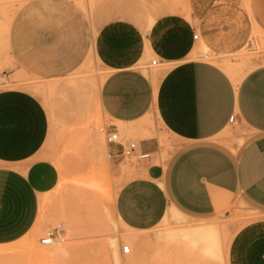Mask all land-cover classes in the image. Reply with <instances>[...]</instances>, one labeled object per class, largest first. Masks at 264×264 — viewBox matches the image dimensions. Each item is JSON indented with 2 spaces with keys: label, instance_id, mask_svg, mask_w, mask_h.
Segmentation results:
<instances>
[{
  "label": "crops",
  "instance_id": "obj_1",
  "mask_svg": "<svg viewBox=\"0 0 264 264\" xmlns=\"http://www.w3.org/2000/svg\"><path fill=\"white\" fill-rule=\"evenodd\" d=\"M249 3L254 24L264 31V0ZM126 6L118 4L112 18L104 19L109 24L97 40L100 57L113 69L100 84L98 101L114 122L144 120L150 133L138 143L150 153L142 158L146 175L163 184L172 209L186 222L175 238L176 250L181 257L185 254L183 264H264V63L255 60L236 83L218 63L191 59L199 38L194 37L195 12L187 17L175 7L168 9V3L155 9L158 13L151 7L131 13ZM85 22L72 4L37 1L16 24L18 54L44 73L69 69L87 49ZM208 38H216L214 31H208ZM151 54L158 56L162 68L145 65V71L135 66ZM153 117L160 126L147 123ZM230 133L245 139L235 151L223 144L233 137ZM166 141L176 152L161 160ZM108 147L112 155L120 150L118 144ZM59 179L57 166L49 160L32 161L24 169L0 166V244L16 241L34 228L41 198ZM234 198L243 199L260 216L224 243L222 225L215 218ZM140 212L135 225L143 232L167 214L153 203ZM202 224L219 226V256L205 253L195 233Z\"/></svg>",
  "mask_w": 264,
  "mask_h": 264
},
{
  "label": "rangeland",
  "instance_id": "obj_2",
  "mask_svg": "<svg viewBox=\"0 0 264 264\" xmlns=\"http://www.w3.org/2000/svg\"><path fill=\"white\" fill-rule=\"evenodd\" d=\"M37 1L41 0H0V166L24 169L32 161L49 160L57 166L60 179L41 198L34 228L16 241L0 244V264H183L185 254L181 257L176 250L175 238L186 222L172 209L163 184L148 179L141 158L110 154L100 131L102 126H117L123 143L139 142L150 133L146 125H122L103 112L98 90L112 68L100 57L97 40L109 24L104 19L112 18L118 4L127 5L131 13H144L149 7L159 11L168 3V9L175 7L184 16L196 13L194 33L199 38L194 48L200 54L192 53L191 59L249 58L264 63L263 57L247 49L252 41L264 50V31L254 25L250 0H62L86 19L88 46L71 68L55 73L32 69L16 49L18 19ZM208 31H214V40L208 38ZM152 59L159 58L151 54L135 66L163 67L152 65ZM148 122L160 126L155 117ZM244 141L242 135H233L223 144L235 151ZM162 145L166 149L161 160L175 154L170 142ZM152 203L164 207L167 214L143 232L135 225L136 214ZM259 216L243 199H232L215 218L222 225L224 243ZM212 225L221 233L217 224ZM56 228H63V235L55 241L66 244L67 251L41 243ZM126 244L131 247L128 253L122 250Z\"/></svg>",
  "mask_w": 264,
  "mask_h": 264
},
{
  "label": "bare ground",
  "instance_id": "obj_3",
  "mask_svg": "<svg viewBox=\"0 0 264 264\" xmlns=\"http://www.w3.org/2000/svg\"><path fill=\"white\" fill-rule=\"evenodd\" d=\"M255 27L257 29H259L256 25H255ZM198 36H199V34H198ZM201 43H199V44L201 45ZM201 46H203V45H201ZM240 50H242V49H240ZM240 50H239V52H241ZM199 51H200L199 49H195L193 54L198 56V54H200ZM202 53H201V55H202ZM206 53H207V51H206ZM206 53H204V55L208 58V54H206ZM209 58H211V57H209ZM213 62L218 63L219 65H221L223 67V69L226 70L232 76V78L234 79V81L236 83H238L242 79V77L254 66V63L249 58H244L242 61H238V62H233V61H230V60H227V59L226 60H224V59H214ZM138 67L146 71L144 65L140 64V65H138ZM112 71H113V69H112ZM106 77H107V75H104L102 77V82L104 81V79ZM143 121L144 120L140 119L139 122H137V123L134 122V124L135 125L138 124L137 126L143 125ZM260 220H262V219L260 218ZM195 233L202 240V242L204 244L203 245L204 251H205L206 254L209 253V252H214V253L219 252L220 253L221 248H220V238L219 237H221V235H220V232L218 231V229L216 228L215 225L205 224L201 228L197 229L195 231ZM114 243L116 245V242L113 241L112 242L113 246H114ZM49 245H51L52 248H55L56 250H58V252L59 251H67V249H68V246L66 244H58L56 241H54L52 244H49ZM123 247H124V245H123ZM115 251L117 252L116 248H115ZM130 251H131V247H130ZM112 252H113V256H114V253H115L114 252V247L112 249ZM211 254H213V253H211Z\"/></svg>",
  "mask_w": 264,
  "mask_h": 264
},
{
  "label": "built area",
  "instance_id": "obj_4",
  "mask_svg": "<svg viewBox=\"0 0 264 264\" xmlns=\"http://www.w3.org/2000/svg\"><path fill=\"white\" fill-rule=\"evenodd\" d=\"M194 37L198 38V34H195ZM247 49L255 52L257 54L256 56L264 58V50L258 49V47L255 45L253 46L252 41L248 43ZM151 64L156 65L157 59H153ZM233 119H234V115H231L230 120L233 121ZM100 131L104 135V138L109 145L118 144L120 146V150L114 152V154H117V155L119 154L121 156H124V155L125 156H136L141 159L148 157L150 154L147 152H143L138 142L129 141V142L123 143L121 141L119 131L113 128L112 126H102L100 127ZM61 230H63V228H60V229L56 228L54 231H51L47 235L43 236L41 238V243L52 244L56 240V237H60V235H63V232H61ZM122 250L124 253H128L130 252V247L128 245H124Z\"/></svg>",
  "mask_w": 264,
  "mask_h": 264
}]
</instances>
